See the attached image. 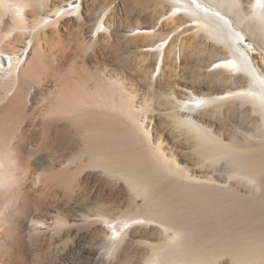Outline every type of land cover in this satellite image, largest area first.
<instances>
[{
    "label": "bare ground",
    "instance_id": "bare-ground-1",
    "mask_svg": "<svg viewBox=\"0 0 264 264\" xmlns=\"http://www.w3.org/2000/svg\"><path fill=\"white\" fill-rule=\"evenodd\" d=\"M14 2L33 9L30 27L24 17L26 8L15 10L16 27L28 38L38 29L75 14L74 20L92 41L83 61L94 62V75L99 80L107 77L112 89L107 94L101 88L102 93L93 95L90 90L99 91V84H90L81 68L75 76L77 82L59 71L45 74L59 81L63 91L78 90L85 103L81 102L84 108L78 113L56 116L40 144L57 146L58 157L65 158L72 153L77 135L84 133V147L90 148L84 153L90 158L81 160H102L98 166L101 175L106 173L126 185L116 200L112 198L116 183L108 176L102 178L105 190L97 208L79 220L100 233L98 243L85 252L88 263L116 264L115 257L126 260L130 243L147 235L156 241L149 245V254L129 264H264V213L249 212V195L258 196L259 178L264 173V74L253 63L245 36L249 32V38L264 51V0H129L146 15V21L135 20L124 27L112 23L106 9L90 15L86 0ZM111 4L112 9L117 6L115 1ZM5 28L0 19V40L9 34ZM103 32L108 38H130L128 46L139 61L131 90L114 71H104L114 55L107 56L96 46ZM18 51L11 55L8 49L0 50V70L16 73L29 56L28 46ZM30 71L33 75V69ZM139 92H144V99ZM145 99L152 107L146 109V104L140 103ZM116 117L126 120L137 145H117L120 131L107 130ZM157 117H161L164 129L172 128L176 134L178 150L170 159L162 150L164 137L157 139L147 129ZM24 144L18 135L4 137L0 146V153L11 150L14 154L15 186L31 180ZM225 160L229 168L225 166L224 174ZM154 190H168L175 210L177 205L186 204L189 224L186 218L168 220L161 212L145 211L150 204L145 195ZM15 196L14 188L0 193V209H7ZM191 198L196 203L192 207L188 202ZM119 204L125 206L122 214L116 210ZM197 218L221 221L205 226L201 221L199 227L193 222ZM46 221L30 219L27 225L36 230ZM11 238L14 234L0 217V256Z\"/></svg>",
    "mask_w": 264,
    "mask_h": 264
},
{
    "label": "rangeland",
    "instance_id": "rangeland-1",
    "mask_svg": "<svg viewBox=\"0 0 264 264\" xmlns=\"http://www.w3.org/2000/svg\"><path fill=\"white\" fill-rule=\"evenodd\" d=\"M111 1L113 3L115 1L117 5L113 9ZM86 4L90 15L101 13L106 9L107 16L118 27H124L135 20L146 21V15L139 13L133 8L129 0H86ZM23 12L26 26H32L33 9L27 7ZM75 18L76 15L73 14L55 25L42 27L35 34H30V38L27 35L23 36V31L17 29L16 24L18 21L14 23L11 17L1 19L5 22V30L9 34L0 40V50L2 48L8 49L12 55L18 53V50H21L22 47L28 46L29 56L21 67L17 68L16 73H13L14 75L9 69L0 70V146L4 137L14 138L21 135L23 142H25L26 154L24 160L27 163V171L31 176V180L22 186L13 187L16 194L14 200L11 201L7 209H0V217L4 218L5 223L14 234V238L5 242L4 248L6 250L2 251L0 264H90L87 261L85 252L98 243L100 233L91 229L88 222L79 220L97 208L100 202L99 199L105 190L101 185L102 178L108 176L111 182L116 183L117 186L112 188L113 199L120 200L119 191L126 186L123 180H117L106 173L101 175L102 168L98 166L102 160H81L84 157L86 159L90 158V155L84 153L87 149L88 151L90 149L84 147L82 141L84 133L77 135V142L72 153L65 158L58 157L57 146H42L40 144L44 131L51 127L50 124L56 122V116L59 114L78 113L84 108L82 105L85 103V100L83 103L84 97L82 93H78V90L73 91V93L69 90L63 91L58 85L59 81L54 77H52L54 79L51 77L46 78L45 74L48 70H51V72L59 71V74H64L68 79L77 82L79 80L75 76L81 68V71L88 75L90 84L93 82L99 84L97 85L99 91L94 88L90 90L94 92L93 95L102 92L108 94L112 90L108 87L110 82L105 79L107 77L104 80H99L94 75V62L83 61V56L91 50L92 41L89 35L84 33L82 27L74 20ZM103 33L99 35L96 46L105 52L104 54L107 56L114 55V59H111L104 71L106 70L110 74L114 71L112 73L120 78L123 86L127 90L129 88L131 90L136 84L135 76L138 71L139 61L137 55L132 52V47L128 46L131 43L130 38L122 40L118 39L117 36L108 38L105 36L106 33ZM245 36L248 42L247 48L252 54L253 63L264 74V51L258 43L249 38V32ZM176 58H179L178 52ZM99 62L102 63L103 60L100 59ZM28 66L29 68H27ZM31 69H33L34 76L31 75ZM157 73L156 70L154 75H157ZM32 80L34 81L31 83ZM89 86L91 87L92 85ZM103 86H107V88ZM139 93L141 99H144V92ZM139 101L146 104V109L152 107V105H147L149 100H146V102L144 100ZM111 129L116 132L120 131L119 137L116 139L117 145L127 147L128 145L138 144L135 135L130 131V127L127 126L126 120L116 117L112 123L109 122L107 124V130ZM147 129L150 135L157 137V139H159V136L164 137L161 141V146L166 158L170 159L177 154L178 141L176 134L172 128L164 129L161 117H157L155 123L150 127L148 126ZM70 158L75 160H69ZM68 161L72 162L67 165ZM178 161L184 164V160ZM226 161L229 162L228 160L222 161V166L224 162L227 163ZM225 166L227 165L224 164V168L222 167V173H224V169L229 168V165ZM225 172L227 171L225 170ZM263 174L259 178L261 183L259 197L249 195V212L254 211L259 215L264 213ZM168 192V190H154L145 195L146 201L150 204L144 210L156 213L161 212L168 220L173 218L179 220L180 218L178 217H181V221L187 219L186 222H190L187 216L188 209L186 204L177 205L175 210L170 192ZM188 202H190L191 207L196 205L193 198L189 199ZM255 204L258 206L256 205L257 207H255ZM164 205L168 208H165ZM116 210L118 214H122L125 211L124 204H119ZM173 214L174 217H172ZM26 216H30L29 220L47 218V221L43 228L32 230L28 228L27 221L29 220H26ZM200 219L197 218L196 221H193L199 224V227L201 221V226H205L207 222L208 224H213L212 221H214L215 224L218 223L216 219L220 220L219 218L215 220H213L214 218ZM192 226L195 227L194 225ZM196 227L198 226L196 225ZM137 229L141 232L146 231L143 227H137ZM154 242L156 241L150 239L147 235L138 237L128 247L127 257L130 258L128 259L129 261L127 257L126 260L115 257L114 262L116 264L133 263L149 254V245L154 244Z\"/></svg>",
    "mask_w": 264,
    "mask_h": 264
},
{
    "label": "clouds",
    "instance_id": "clouds-1",
    "mask_svg": "<svg viewBox=\"0 0 264 264\" xmlns=\"http://www.w3.org/2000/svg\"><path fill=\"white\" fill-rule=\"evenodd\" d=\"M29 5L16 3L14 0H0V19L11 17L13 22L17 21L15 10L27 8ZM16 162L14 154L9 150L6 154L0 153V193L11 191L17 183Z\"/></svg>",
    "mask_w": 264,
    "mask_h": 264
}]
</instances>
